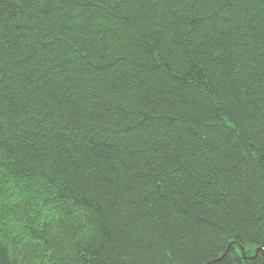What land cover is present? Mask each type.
<instances>
[{"label": "trees", "instance_id": "trees-1", "mask_svg": "<svg viewBox=\"0 0 264 264\" xmlns=\"http://www.w3.org/2000/svg\"><path fill=\"white\" fill-rule=\"evenodd\" d=\"M257 248L264 0H0V264Z\"/></svg>", "mask_w": 264, "mask_h": 264}, {"label": "water", "instance_id": "water-1", "mask_svg": "<svg viewBox=\"0 0 264 264\" xmlns=\"http://www.w3.org/2000/svg\"><path fill=\"white\" fill-rule=\"evenodd\" d=\"M228 247H229V245L227 246V248H228ZM260 250H261V252H262L263 259H264V252H263V250H262L261 248H257L256 251H255V253L257 254ZM226 251H227V250H226Z\"/></svg>", "mask_w": 264, "mask_h": 264}]
</instances>
